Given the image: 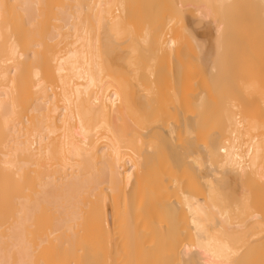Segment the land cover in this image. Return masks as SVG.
Segmentation results:
<instances>
[{"label": "bare ground", "instance_id": "obj_1", "mask_svg": "<svg viewBox=\"0 0 264 264\" xmlns=\"http://www.w3.org/2000/svg\"><path fill=\"white\" fill-rule=\"evenodd\" d=\"M0 264H264V0H0Z\"/></svg>", "mask_w": 264, "mask_h": 264}]
</instances>
